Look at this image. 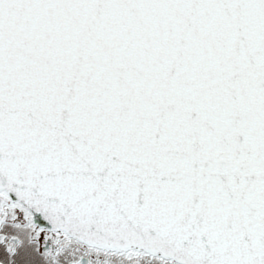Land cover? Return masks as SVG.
<instances>
[{"label":"snow or ice","instance_id":"6c2138e0","mask_svg":"<svg viewBox=\"0 0 264 264\" xmlns=\"http://www.w3.org/2000/svg\"><path fill=\"white\" fill-rule=\"evenodd\" d=\"M0 264H264V0H0Z\"/></svg>","mask_w":264,"mask_h":264}]
</instances>
